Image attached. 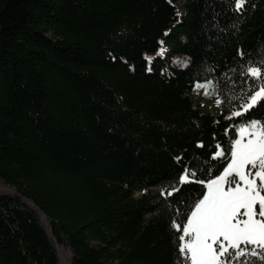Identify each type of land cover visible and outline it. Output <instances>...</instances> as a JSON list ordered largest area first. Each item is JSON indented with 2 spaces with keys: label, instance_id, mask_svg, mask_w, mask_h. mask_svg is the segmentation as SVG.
<instances>
[{
  "label": "trees",
  "instance_id": "trees-1",
  "mask_svg": "<svg viewBox=\"0 0 264 264\" xmlns=\"http://www.w3.org/2000/svg\"><path fill=\"white\" fill-rule=\"evenodd\" d=\"M203 83L214 113L193 102ZM252 124L264 0H0V182L69 264H191L183 229ZM0 264H59L11 193ZM220 264H264V248Z\"/></svg>",
  "mask_w": 264,
  "mask_h": 264
},
{
  "label": "rangeland",
  "instance_id": "rangeland-1",
  "mask_svg": "<svg viewBox=\"0 0 264 264\" xmlns=\"http://www.w3.org/2000/svg\"><path fill=\"white\" fill-rule=\"evenodd\" d=\"M181 4L174 3L179 15ZM211 91L207 83L194 86L192 99L202 112H216L218 98ZM261 95L257 92L250 105ZM246 131L247 128L240 130L236 145L241 154L234 155L223 172L208 182V192L183 229L182 250L191 264H220L228 251L239 245L264 248V132L248 136ZM4 193L0 190V194ZM64 257L69 264L67 249Z\"/></svg>",
  "mask_w": 264,
  "mask_h": 264
},
{
  "label": "water",
  "instance_id": "water-1",
  "mask_svg": "<svg viewBox=\"0 0 264 264\" xmlns=\"http://www.w3.org/2000/svg\"><path fill=\"white\" fill-rule=\"evenodd\" d=\"M3 183V182H2ZM6 185V184H5ZM8 188H10L12 190L11 194L15 195L17 198H19L28 208L32 209L33 211H35V213L37 214V216L39 217V220L41 222V224L43 225V227L46 229L47 233L49 234V236L51 237L54 245H55V250H56V254H57V257L59 259V264H66L64 261L61 262V258H60V254L58 252V249H57V241L55 239V237L52 235V233L47 230V227H46V222L48 221L49 222V219L46 217V215L44 213H42L30 200L22 197L21 195H19L12 187H10L9 185H6ZM5 193H8V192H5Z\"/></svg>",
  "mask_w": 264,
  "mask_h": 264
},
{
  "label": "crops",
  "instance_id": "crops-1",
  "mask_svg": "<svg viewBox=\"0 0 264 264\" xmlns=\"http://www.w3.org/2000/svg\"><path fill=\"white\" fill-rule=\"evenodd\" d=\"M242 128H247V131H246V135H248V136H252V133L253 132H262L260 129H259V127L256 125V124H252V125H250V126H248V127H241V128H239V130L237 131V138H236V140H235V142H234V144H233V152H232V158L234 157V155H240L241 154V151L238 149V146L236 147V145H237V143H238V141H239V138L241 137L240 135H239V133H240V130L242 129ZM245 138H243V141H245L244 140ZM242 156H244V155H242ZM232 158H231V160H232ZM211 182V181H210ZM208 184V183H207ZM207 184H206V187H207ZM208 191L206 190V193H207Z\"/></svg>",
  "mask_w": 264,
  "mask_h": 264
},
{
  "label": "bare ground",
  "instance_id": "bare-ground-1",
  "mask_svg": "<svg viewBox=\"0 0 264 264\" xmlns=\"http://www.w3.org/2000/svg\"><path fill=\"white\" fill-rule=\"evenodd\" d=\"M0 190H4L5 192H8V193L12 192V190L10 188H8L6 185H0ZM45 224H46L47 230H50L48 221ZM57 249H58V252L60 254L61 262H63V261L65 262L63 247L58 246Z\"/></svg>",
  "mask_w": 264,
  "mask_h": 264
}]
</instances>
